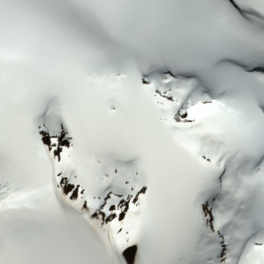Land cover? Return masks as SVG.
I'll return each instance as SVG.
<instances>
[{
	"label": "snow or ice",
	"instance_id": "obj_1",
	"mask_svg": "<svg viewBox=\"0 0 264 264\" xmlns=\"http://www.w3.org/2000/svg\"><path fill=\"white\" fill-rule=\"evenodd\" d=\"M0 264H264V0H0Z\"/></svg>",
	"mask_w": 264,
	"mask_h": 264
}]
</instances>
